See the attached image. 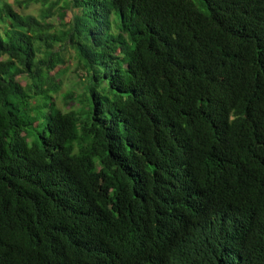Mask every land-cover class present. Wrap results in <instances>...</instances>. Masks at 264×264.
Segmentation results:
<instances>
[{
  "label": "trees",
  "instance_id": "obj_1",
  "mask_svg": "<svg viewBox=\"0 0 264 264\" xmlns=\"http://www.w3.org/2000/svg\"><path fill=\"white\" fill-rule=\"evenodd\" d=\"M0 264H264V0H0Z\"/></svg>",
  "mask_w": 264,
  "mask_h": 264
},
{
  "label": "rangeland",
  "instance_id": "obj_2",
  "mask_svg": "<svg viewBox=\"0 0 264 264\" xmlns=\"http://www.w3.org/2000/svg\"><path fill=\"white\" fill-rule=\"evenodd\" d=\"M39 10H40V6H37V5H30L26 10L22 11V13L24 14H31V15H38L39 13ZM69 53L72 54V60L69 62V71H72L75 69L76 67V58L74 57V54H73V51L72 50H69ZM79 76H83V72H79L78 73ZM75 79H72V81H74ZM68 79L65 77V81L63 82V86L60 88V90L58 91L57 94H54L53 97H52V100L53 102L55 103V105H57V107H59L62 111H64L65 108H63V104H64V101H63V97L65 96L66 93H70V90L68 88ZM75 83V82H73ZM81 88L76 91L77 94H79L81 92ZM76 94V93H75ZM31 142L35 139V136L34 134H31ZM31 142H28L29 144Z\"/></svg>",
  "mask_w": 264,
  "mask_h": 264
}]
</instances>
